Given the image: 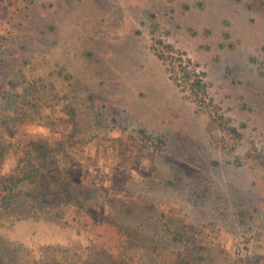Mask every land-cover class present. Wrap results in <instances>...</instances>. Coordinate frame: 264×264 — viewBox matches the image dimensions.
Instances as JSON below:
<instances>
[{"label":"rangeland","instance_id":"obj_1","mask_svg":"<svg viewBox=\"0 0 264 264\" xmlns=\"http://www.w3.org/2000/svg\"><path fill=\"white\" fill-rule=\"evenodd\" d=\"M253 2L0 0V175L34 141L52 162L42 183L69 184L59 202L23 182L0 206V264H264ZM159 41L205 72L208 107Z\"/></svg>","mask_w":264,"mask_h":264},{"label":"trees","instance_id":"obj_2","mask_svg":"<svg viewBox=\"0 0 264 264\" xmlns=\"http://www.w3.org/2000/svg\"><path fill=\"white\" fill-rule=\"evenodd\" d=\"M252 6L264 12V0H254ZM158 44L163 47L162 50L153 48L157 56L167 64L171 79L179 88L188 93L198 107H208L211 99L208 94L205 72L201 71L199 65L188 58L185 53L175 50L170 45H164L161 41ZM211 121L216 123L220 121L219 127L224 125L222 116L217 118L211 116ZM212 126L215 127L214 124ZM46 149L36 145L34 141H30L24 146H18L15 166L9 173L0 175V206L4 207L12 202L14 190L23 182L43 184V179L52 172V162L48 159ZM55 185L51 184L47 187L46 184H43L49 188L50 194L47 195L46 192H43L40 195L48 201L55 199H58L59 202L62 201L69 189V184L67 182L58 183V188ZM30 195L33 201L40 200L38 192H33Z\"/></svg>","mask_w":264,"mask_h":264}]
</instances>
